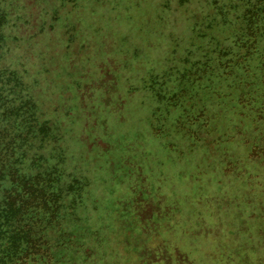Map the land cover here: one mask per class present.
<instances>
[{
    "label": "rangeland",
    "instance_id": "374dc122",
    "mask_svg": "<svg viewBox=\"0 0 264 264\" xmlns=\"http://www.w3.org/2000/svg\"><path fill=\"white\" fill-rule=\"evenodd\" d=\"M256 1L6 0L0 66L65 170L49 264H264Z\"/></svg>",
    "mask_w": 264,
    "mask_h": 264
},
{
    "label": "trees",
    "instance_id": "16d2710c",
    "mask_svg": "<svg viewBox=\"0 0 264 264\" xmlns=\"http://www.w3.org/2000/svg\"><path fill=\"white\" fill-rule=\"evenodd\" d=\"M5 2L0 0V53L10 17ZM244 17L249 38L264 34V0ZM24 91L18 74L0 66V264H49L48 233L60 215L52 193L57 181H65V170L55 161L58 151L49 148L54 129Z\"/></svg>",
    "mask_w": 264,
    "mask_h": 264
}]
</instances>
